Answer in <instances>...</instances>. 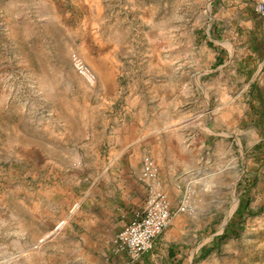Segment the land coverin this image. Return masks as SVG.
<instances>
[{
  "label": "rangeland",
  "instance_id": "obj_1",
  "mask_svg": "<svg viewBox=\"0 0 264 264\" xmlns=\"http://www.w3.org/2000/svg\"><path fill=\"white\" fill-rule=\"evenodd\" d=\"M213 16L210 0H0V264H66L72 200L40 161L75 152L58 127L96 137L118 113L159 166L150 186L189 206L183 264H264V127L247 74L214 55L243 43L226 24L205 39Z\"/></svg>",
  "mask_w": 264,
  "mask_h": 264
},
{
  "label": "crops",
  "instance_id": "obj_2",
  "mask_svg": "<svg viewBox=\"0 0 264 264\" xmlns=\"http://www.w3.org/2000/svg\"><path fill=\"white\" fill-rule=\"evenodd\" d=\"M256 2L210 0L214 16L204 35L207 42L215 41L220 36L221 24H226L232 29L234 39L243 43L242 49L234 48L232 52L227 48H217L214 55L217 58L225 55L227 58L220 67L235 62L236 70L247 74V100L255 111L258 127H264V17L255 13ZM111 120L100 129L101 132L96 131V137L93 132L82 133L83 130H78L73 136L67 134L64 126L58 127L61 141L74 146L75 152L66 154L62 151L61 159L43 154L40 161L42 166L47 165V177H52L51 192L66 193L72 200L71 209L66 211L67 222L59 237L69 244L64 252L67 257L65 262L183 264V252L177 248L181 243L177 236L182 221L178 208L183 202L176 203L163 188L166 194H162L169 200L174 214L168 227L154 239L153 248L136 259L126 254H114V236L142 214L149 194L150 183L141 178L144 157L152 159L159 176L161 172L151 155H146L144 150L140 152L138 140L133 137L137 127L126 121V114L118 113ZM69 137L75 139L70 141ZM33 163L37 165V162ZM63 181L68 183V188H61ZM62 216V211H59L58 217Z\"/></svg>",
  "mask_w": 264,
  "mask_h": 264
},
{
  "label": "bare ground",
  "instance_id": "obj_3",
  "mask_svg": "<svg viewBox=\"0 0 264 264\" xmlns=\"http://www.w3.org/2000/svg\"><path fill=\"white\" fill-rule=\"evenodd\" d=\"M254 11L264 17V0H257ZM143 164L142 180L154 183L158 175L157 167L150 157H144ZM147 196L142 214L114 236V254H126L131 259L139 258L153 248L154 239L168 227L174 214L169 200L153 185ZM188 210L189 206L184 200L178 211L184 213Z\"/></svg>",
  "mask_w": 264,
  "mask_h": 264
},
{
  "label": "trees",
  "instance_id": "obj_4",
  "mask_svg": "<svg viewBox=\"0 0 264 264\" xmlns=\"http://www.w3.org/2000/svg\"><path fill=\"white\" fill-rule=\"evenodd\" d=\"M260 146L264 147V140L262 141ZM261 147H260V149H262ZM242 211H246L247 213H250V211L248 210V205L244 202H239V205H238L234 214L239 217V216H241L240 213H242ZM228 227L232 228L231 226H229V224L227 225V228ZM240 230H241L240 228H236V231L233 230L232 232L236 235L237 232Z\"/></svg>",
  "mask_w": 264,
  "mask_h": 264
}]
</instances>
